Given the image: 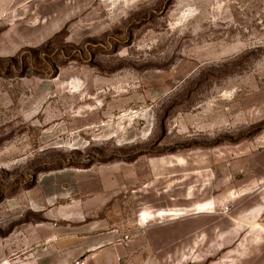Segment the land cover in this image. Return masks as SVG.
I'll use <instances>...</instances> for the list:
<instances>
[{
  "label": "rangeland",
  "instance_id": "374dc122",
  "mask_svg": "<svg viewBox=\"0 0 264 264\" xmlns=\"http://www.w3.org/2000/svg\"><path fill=\"white\" fill-rule=\"evenodd\" d=\"M64 168L87 194L40 205ZM255 223L264 0H0V264H75L55 233L113 242L86 264H264Z\"/></svg>",
  "mask_w": 264,
  "mask_h": 264
},
{
  "label": "crops",
  "instance_id": "0c3cea01",
  "mask_svg": "<svg viewBox=\"0 0 264 264\" xmlns=\"http://www.w3.org/2000/svg\"><path fill=\"white\" fill-rule=\"evenodd\" d=\"M126 140L123 135L119 141L127 143ZM81 172H83L82 169L64 168L41 174L35 182V200L42 206L52 207L63 199L87 194L85 193L88 190L87 181L80 176ZM70 175L71 178L69 179ZM114 190L115 186H111L106 180L98 179L96 185L98 197H107V195L109 198L114 197L117 194L114 193ZM259 224L263 226L264 223H255L257 226ZM49 240H51L50 249H52L49 255L53 256L51 260L57 262H75L77 260L85 261V264L90 261L98 262L103 260V255L113 245L112 241H105L103 237L98 235L90 241L74 239V245L68 247L64 245L65 240L61 234L55 233Z\"/></svg>",
  "mask_w": 264,
  "mask_h": 264
},
{
  "label": "built area",
  "instance_id": "2783aa9c",
  "mask_svg": "<svg viewBox=\"0 0 264 264\" xmlns=\"http://www.w3.org/2000/svg\"><path fill=\"white\" fill-rule=\"evenodd\" d=\"M75 264H85V261H76Z\"/></svg>",
  "mask_w": 264,
  "mask_h": 264
},
{
  "label": "bare ground",
  "instance_id": "6f19581e",
  "mask_svg": "<svg viewBox=\"0 0 264 264\" xmlns=\"http://www.w3.org/2000/svg\"><path fill=\"white\" fill-rule=\"evenodd\" d=\"M7 263V262H6Z\"/></svg>",
  "mask_w": 264,
  "mask_h": 264
}]
</instances>
